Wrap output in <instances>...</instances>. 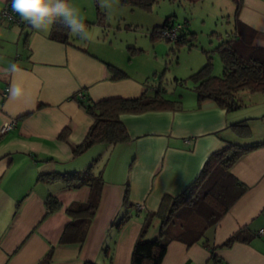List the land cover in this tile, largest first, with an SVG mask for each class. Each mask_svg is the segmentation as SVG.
I'll return each mask as SVG.
<instances>
[{"label":"crops","instance_id":"0c3cea01","mask_svg":"<svg viewBox=\"0 0 264 264\" xmlns=\"http://www.w3.org/2000/svg\"><path fill=\"white\" fill-rule=\"evenodd\" d=\"M237 2L239 30L252 36L253 46L264 48V0H232L234 12ZM7 3L11 0H0V11ZM68 3L78 9L87 32L101 30L104 35L90 34V40H83L69 31V41L63 43L49 38L52 25L36 29L18 14L19 23L0 19V264H39L50 250L49 264L100 263L102 246L112 242L111 264H130L146 213L157 211L164 195H177L192 183L211 152L226 142L246 146L264 142V91H238L240 107L226 111L212 101L198 105L191 87L186 95L174 91L163 95L175 102L172 108L121 114L128 141L95 143L74 155L72 148L85 138L92 119L72 95L82 90L93 101L133 98L145 90L152 92L157 81L146 80L148 71L132 68L110 50V30L120 32L138 21L130 17L141 16L139 8L122 6L119 0L111 10L102 9L98 0ZM147 14L144 20L151 30L166 17L176 16L153 10ZM235 26L234 19L231 37L237 35ZM158 45L155 41L154 50ZM204 63L203 58L192 62L190 74L197 70L195 65ZM12 64L18 68L15 73L8 71ZM106 64L126 76L111 78ZM13 84L21 89L19 96L10 97ZM11 119L15 125L2 131ZM242 120L250 127L248 138L230 127ZM64 129L69 130L66 139L60 137ZM89 167L103 179L95 214L81 244H60L71 220L66 208L84 202L89 188H67L62 179L44 182L37 177ZM230 172L247 186L245 192L199 241L170 240L161 264H216L210 248L222 264H264V144L238 159ZM126 183L134 204L127 209L122 207ZM49 195L60 207L47 213ZM125 212L130 218L116 229L113 222ZM239 230L246 241L223 245ZM157 234L155 221L147 236Z\"/></svg>","mask_w":264,"mask_h":264},{"label":"trees","instance_id":"16d2710c","mask_svg":"<svg viewBox=\"0 0 264 264\" xmlns=\"http://www.w3.org/2000/svg\"><path fill=\"white\" fill-rule=\"evenodd\" d=\"M156 1L119 0L122 6L139 8L146 12L152 10ZM239 7L240 2H237L234 12L237 35L222 41L216 47V52L222 62L221 75L212 74V61L207 55L205 63L188 76L192 81V89L195 92L198 105L204 101H212L226 111H233L240 107L236 98L238 91L245 89L251 92L264 91V48L253 46L252 36L239 30L237 26ZM174 17V15L166 17L161 25L151 30L150 37L152 39L163 37L162 30L169 29L177 23ZM100 19L101 14L98 11V20L100 21ZM49 38L67 43L69 29L57 21L52 24ZM191 38L189 32L182 25L178 38L174 42L176 45H180L190 42ZM130 49L138 50L132 47ZM106 67L113 79L126 76L124 71L114 65L106 64ZM162 89L161 81H159L152 92L145 90L133 98L110 97L93 101L84 96L79 97L77 93L72 95L79 107L92 119L85 138L80 144L73 146V154H81L99 142L117 144L128 141L129 135L120 115L172 108L175 102L166 99ZM230 127L235 134L242 138L251 136V130L246 120L235 122ZM68 131V129H64L60 137L66 139ZM263 144L264 142L246 146L226 142L221 148L211 152L192 183L177 195H164L157 211L146 213L132 249L130 264H161L167 243L172 239H178L187 244L199 241L203 237L204 231L214 225L247 189L244 183L231 174V167L242 156ZM56 179H62L67 188H77L83 185L89 188V195L84 202L72 203L66 208L71 220L66 225L59 241L60 244H81L98 205L103 184L102 176L100 173L94 174L89 167L84 171L42 173L37 177V181L44 182ZM45 204L47 213L60 207V202L52 195L47 196ZM133 205L129 199V184L126 183L122 207L127 209ZM129 218L130 215L125 212L113 222V226L119 229ZM155 221H158V234L149 238L147 233ZM242 237V231L239 230L223 245L228 246L233 241L240 239L246 241ZM203 242L206 243V241ZM112 243H105L101 248L103 262L85 261L83 264H111ZM51 252L52 250L39 264H49ZM210 258L214 259L216 264L221 263L217 260L213 248H210Z\"/></svg>","mask_w":264,"mask_h":264},{"label":"rangeland","instance_id":"374dc122","mask_svg":"<svg viewBox=\"0 0 264 264\" xmlns=\"http://www.w3.org/2000/svg\"><path fill=\"white\" fill-rule=\"evenodd\" d=\"M152 10L175 13L174 19L189 32L191 41L176 45L164 37L152 40L151 28L144 20L149 12L137 9L136 12L141 13V16L136 14L130 18L138 21H132V25H128L127 29L122 28L120 32H109L113 44L110 50L115 56L129 63L132 68L140 69L143 73L148 71L146 80L154 79L157 83L161 81L162 91L167 90V93L162 92L165 97L173 91L175 94L190 93L193 84L188 76L192 62L206 59L207 55L212 61V74L221 75L222 62L216 47L229 39L234 31L232 0H157ZM90 34L102 37L104 31L92 30ZM155 41L159 45L154 50ZM128 46H137L138 50L133 51ZM195 66L193 70H198L201 65Z\"/></svg>","mask_w":264,"mask_h":264},{"label":"clouds","instance_id":"9594fccd","mask_svg":"<svg viewBox=\"0 0 264 264\" xmlns=\"http://www.w3.org/2000/svg\"><path fill=\"white\" fill-rule=\"evenodd\" d=\"M99 6L105 10H111L115 0H98ZM12 11L19 15L22 21L36 29L47 28L59 21L69 31L83 40L92 37L85 30L86 26L78 9L68 3V0H11ZM8 71L15 73L18 68L12 64ZM21 94V89L13 84L9 88L10 97Z\"/></svg>","mask_w":264,"mask_h":264},{"label":"built area","instance_id":"2783aa9c","mask_svg":"<svg viewBox=\"0 0 264 264\" xmlns=\"http://www.w3.org/2000/svg\"><path fill=\"white\" fill-rule=\"evenodd\" d=\"M0 19L9 22H20L17 18V14L12 11L11 3H7L5 7L0 11ZM182 29V24L175 23L171 28L162 30L161 35L171 41H175L178 38L180 30ZM7 90V88L5 89ZM79 97H83V91L79 90L76 92ZM15 119H11L2 127V131H6L15 125ZM263 230L259 229L258 233H262Z\"/></svg>","mask_w":264,"mask_h":264}]
</instances>
